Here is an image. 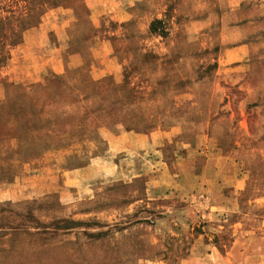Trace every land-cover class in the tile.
I'll return each instance as SVG.
<instances>
[{
	"label": "rangeland",
	"instance_id": "374dc122",
	"mask_svg": "<svg viewBox=\"0 0 264 264\" xmlns=\"http://www.w3.org/2000/svg\"><path fill=\"white\" fill-rule=\"evenodd\" d=\"M76 54L87 132L17 120ZM0 264H264V0H0Z\"/></svg>",
	"mask_w": 264,
	"mask_h": 264
},
{
	"label": "trees",
	"instance_id": "16d2710c",
	"mask_svg": "<svg viewBox=\"0 0 264 264\" xmlns=\"http://www.w3.org/2000/svg\"><path fill=\"white\" fill-rule=\"evenodd\" d=\"M50 80H51L49 82V83H51L50 85H54V86L49 85V86H47L46 90H45V87H43L44 85H38V86L34 87V90L31 93L16 94V96L13 99V103L11 105V108H13V109L18 108L19 109L17 114H15V118L17 120H19L21 123L24 122V124H25V123H30L32 116L35 117L37 113L42 114L44 112H47V114H49L51 116L55 115V116H57V118L61 119V124L58 125L59 128L56 127V128H58V131H57L58 133L61 131V132H65V134L80 135V134H84L85 132H87V130L89 129V126L87 125L89 118L92 116H96L97 113H94L90 109L86 110L85 108H84L85 110H83V111H78L77 109L68 110V107L70 108V106L65 105L66 102H69V103L71 102V104H73L72 106L75 107V105L77 103H79L81 100H79V98H76L77 96L75 94L70 96V98H69V95H67V94L71 93L72 91H74V89L76 87L81 86L82 84H84L86 82H89V83H86L87 88L90 86L91 88L88 90L92 89V92H96V88H98L99 86L102 85V87H104L105 85L103 86V84H101V83L98 84L95 82L92 83L93 81H91V80L90 81L86 80L80 84L71 85L70 83L63 81L61 79V77H55V78L50 79ZM105 84L107 86H110L112 92L117 93L120 90L131 92V89L128 86H127L128 87L127 88L126 86L119 85V84H116L114 82H110L109 79H106ZM42 88H43V90H41ZM39 91H41V93H43L45 91H50V92L53 91V93L57 92L56 95L59 97L58 99H60L59 101H61L60 105L63 107H61V106L59 107L57 105L56 106H57V108H60L59 110H63V112L60 111L57 113H53L56 111L55 110L56 107L53 106V103L56 102V99H57L53 96V94H52V98L48 97L49 95H46V98L48 100L50 99L48 101L47 105H45L43 102H38L40 97L42 96V94H41L40 97L36 98V96L39 95L38 94ZM84 93H85V95L87 94L86 92H84ZM34 94H36V95H34ZM66 96H68V97H66ZM116 99L117 98L115 96V97L111 98L110 101H114ZM119 102H122V101H119ZM26 112L30 113V116L27 118H25ZM108 113L110 114V110L108 111ZM85 124H86V126H85L86 128H83ZM49 125H48V131L50 133H46V134H51V130L49 129ZM32 126L33 127L28 128L27 130L33 128L32 129V131H33L34 129L36 130L38 128V127H36L37 126L36 123H33ZM20 127L21 128H19V130H17L15 133V134L19 135V137H21L22 132H27L22 127V125ZM64 127H66V128H64ZM67 127H71L72 129H67ZM2 128L7 129L3 126H2ZM61 128H63V129H61ZM31 135H32V133H31Z\"/></svg>",
	"mask_w": 264,
	"mask_h": 264
},
{
	"label": "crops",
	"instance_id": "0c3cea01",
	"mask_svg": "<svg viewBox=\"0 0 264 264\" xmlns=\"http://www.w3.org/2000/svg\"><path fill=\"white\" fill-rule=\"evenodd\" d=\"M249 53H250L249 52V46H246L244 44L243 45H240V46L233 47V48H226L225 50L219 49V50H217V53H216V55H217L216 61H218L220 63L221 62L222 63H231L232 61L233 62H241L246 57H248ZM71 58H73V55L70 56V59ZM75 60H76V63H74L75 65L70 66L69 67V70H66V67L64 68V65L61 66V69H58V67L60 65H57L56 67L53 66V65L52 66L49 65L48 67H44L43 66L42 69H50L52 71V73H53L52 74L53 75L52 78L61 77V79L63 81L66 80L71 85L80 84V83H82L83 81H85L88 78V76H89L88 71L89 70H87L83 66L84 64L80 61V58L78 57V55L76 56V59ZM18 68H20V67H18ZM10 71H15L14 73H17L16 72L17 70H14V68L12 70H10ZM7 73H10V72H7ZM26 73L27 72H25V70H24L23 74H21V75L23 76ZM112 73L113 72L111 70L108 72V74H112ZM27 74H29V72ZM71 76H73L74 78L71 77ZM39 79H40V77H36L34 79V81H38ZM23 81H26V80H23ZM11 83H13V81ZM38 85H41V84L37 82L35 84V86H38ZM89 132H91V131H89ZM72 136H77V135H72ZM124 137H129L128 132L123 131V132L118 133V134H112L110 136V138H109V144L111 145V147L109 148V150L112 151L113 150V143H115L118 139L124 138ZM88 166L89 165L83 166V167L80 168V170H83V169L87 168ZM67 183H69V182H67Z\"/></svg>",
	"mask_w": 264,
	"mask_h": 264
}]
</instances>
